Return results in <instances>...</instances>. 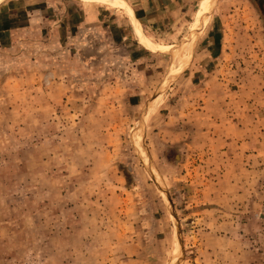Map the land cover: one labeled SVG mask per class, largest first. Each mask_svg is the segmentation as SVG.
Wrapping results in <instances>:
<instances>
[{"label": "rangeland", "instance_id": "obj_1", "mask_svg": "<svg viewBox=\"0 0 264 264\" xmlns=\"http://www.w3.org/2000/svg\"><path fill=\"white\" fill-rule=\"evenodd\" d=\"M201 4L0 0V264H264V0Z\"/></svg>", "mask_w": 264, "mask_h": 264}, {"label": "bare ground", "instance_id": "obj_2", "mask_svg": "<svg viewBox=\"0 0 264 264\" xmlns=\"http://www.w3.org/2000/svg\"><path fill=\"white\" fill-rule=\"evenodd\" d=\"M212 2V1H211ZM209 4H210V0H202V4H201V7L199 8V17H198V20H202L205 16H206V13H207V10H208V7H209ZM132 21L133 20V16L131 15L130 16ZM198 22V21H197ZM134 23V22H133ZM199 23V22H198ZM135 31L137 33V35L140 37L141 36V33L139 31L138 28H135ZM153 43V42H152ZM155 45V44H153ZM159 45V44H158ZM157 46V45H155ZM184 61V60H183Z\"/></svg>", "mask_w": 264, "mask_h": 264}, {"label": "crops", "instance_id": "obj_3", "mask_svg": "<svg viewBox=\"0 0 264 264\" xmlns=\"http://www.w3.org/2000/svg\"><path fill=\"white\" fill-rule=\"evenodd\" d=\"M135 13V12H134ZM135 16H136V18H137V20L139 21H141V23L144 25V26H146V27H148V21L147 20H145L143 17H141V15H139L138 14V16L135 14ZM244 143H246V141H243V142H237V147H241V145H243ZM247 143H248V140H247ZM251 155V154H250Z\"/></svg>", "mask_w": 264, "mask_h": 264}, {"label": "water", "instance_id": "obj_4", "mask_svg": "<svg viewBox=\"0 0 264 264\" xmlns=\"http://www.w3.org/2000/svg\"><path fill=\"white\" fill-rule=\"evenodd\" d=\"M203 25H204V24H203V23H201V27H203Z\"/></svg>", "mask_w": 264, "mask_h": 264}]
</instances>
